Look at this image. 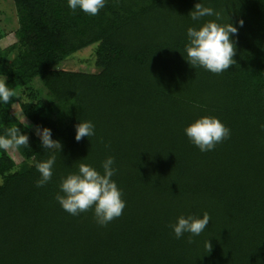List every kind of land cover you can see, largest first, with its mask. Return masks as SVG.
<instances>
[{
  "label": "trees",
  "instance_id": "16d2710c",
  "mask_svg": "<svg viewBox=\"0 0 264 264\" xmlns=\"http://www.w3.org/2000/svg\"><path fill=\"white\" fill-rule=\"evenodd\" d=\"M12 2L18 39L1 51L0 75L14 91L40 79L56 117L38 103L20 107L62 149L52 180L36 187L34 163L50 151L0 104V139L17 127L29 137L11 144L19 162L0 147V264H264V0H107L95 16L67 0ZM197 2L238 28L236 63L220 74L184 58L187 27L216 19L192 21ZM91 43L99 71L55 67ZM205 114L231 134L201 152L183 128ZM84 119L95 135L77 142ZM107 155L126 207L100 226L92 210L70 215L54 197L61 177L80 162L102 170ZM203 212L209 225L191 243L174 236L178 216Z\"/></svg>",
  "mask_w": 264,
  "mask_h": 264
},
{
  "label": "clouds",
  "instance_id": "9594fccd",
  "mask_svg": "<svg viewBox=\"0 0 264 264\" xmlns=\"http://www.w3.org/2000/svg\"><path fill=\"white\" fill-rule=\"evenodd\" d=\"M106 3L107 0H67V6L73 13L79 10L89 16L97 15ZM188 15L192 21H199L203 17H216L199 24L198 27H187L184 58L188 64L193 68L200 67L215 74L229 70L230 66L236 63L233 58L235 54L233 37L237 35L238 28L231 22H218L220 13L198 2ZM237 23L242 27L244 21L239 19ZM16 95L17 93L9 88L6 76L0 75V104L8 103L10 98ZM259 127L264 130V123ZM183 132L201 152L213 150L231 134L230 128L218 117L208 114L201 115L186 124ZM33 133L39 138L41 146L50 151L46 159L34 163L39 173L35 185L40 188L52 180L56 153L61 152L62 144L59 139L53 138L52 130L47 126L35 125ZM10 135L12 137L10 140L0 139V147L7 148L13 143L28 145L29 137L22 133L20 128H12ZM94 135L95 125L91 120H79L74 125V139L77 142ZM105 149L110 150V145L105 144ZM100 168L102 170L89 163L80 162L76 171L60 178L59 191L54 198L64 211L73 216L92 210L96 223L105 226L123 214L126 201L123 199L122 190L113 179L117 172L115 157L107 155L101 162ZM210 219L211 216L207 212L200 215H180L170 227L177 239L187 233V242L191 243L193 237L199 236L207 229ZM206 249L207 252L211 249L209 241L206 243Z\"/></svg>",
  "mask_w": 264,
  "mask_h": 264
},
{
  "label": "rangeland",
  "instance_id": "374dc122",
  "mask_svg": "<svg viewBox=\"0 0 264 264\" xmlns=\"http://www.w3.org/2000/svg\"><path fill=\"white\" fill-rule=\"evenodd\" d=\"M18 28V20L14 10L12 0H0V53L2 50L7 49L10 46H16L17 36L16 30ZM95 46L96 43H91L81 49L71 53L64 60L55 65L56 68H62L67 70H78L85 72H97L99 67L95 64ZM15 50H13L14 53ZM13 53L9 54V59L13 56ZM17 95L16 100H10L8 103H4L5 107L13 113L18 119H20L31 131L35 126L24 114L20 104L27 102L29 105L41 104L46 106V113L50 116L56 117V109L52 105H49L46 101L45 89L39 78H34L29 85L23 86L15 91ZM7 152L15 162H19L21 157L18 152L9 145Z\"/></svg>",
  "mask_w": 264,
  "mask_h": 264
}]
</instances>
